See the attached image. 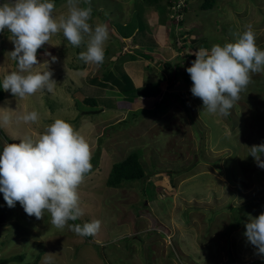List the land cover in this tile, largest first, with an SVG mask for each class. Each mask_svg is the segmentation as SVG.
I'll use <instances>...</instances> for the list:
<instances>
[{"label": "rangeland", "instance_id": "obj_1", "mask_svg": "<svg viewBox=\"0 0 264 264\" xmlns=\"http://www.w3.org/2000/svg\"><path fill=\"white\" fill-rule=\"evenodd\" d=\"M203 1L80 0L81 7L90 4L93 10V27H108L103 64L80 60L86 43L75 47L61 32L38 49L42 65L34 69L53 72V92L21 99L0 86V114L13 116L10 125L0 127V152L25 136L38 138L62 119L89 141L92 160L100 153L97 169L78 190L85 214L69 224L102 222L88 239L67 226L55 228L49 213L37 220L19 202L10 208L0 192V259L26 254V262L10 264H44L45 253H53L52 264H264L245 236L249 216L264 213V168L249 155V148L264 139V73L252 74L240 99L222 116L203 111L186 71L192 63L188 55L204 44L210 50L235 42L233 34L248 24L264 50V0H216L209 11L200 8ZM54 4L55 16L67 14V0ZM176 4L185 6L182 15L175 14V7L184 9ZM10 38L7 30L0 33V60L5 58L0 61V85L6 74L18 70ZM135 52L139 62L122 66L129 59L124 56ZM165 62L179 67L176 80ZM106 74L134 89L125 93L128 97L135 90H149L136 98L153 102L141 106L126 101L116 109V94L89 82L103 81ZM140 75L145 84L135 86ZM85 97H95L97 106L87 105ZM33 110L40 115L38 123L15 120ZM144 110L155 113H136ZM134 151L141 153L148 177L109 188L112 166ZM243 213L247 215L237 227L236 218Z\"/></svg>", "mask_w": 264, "mask_h": 264}, {"label": "clouds", "instance_id": "obj_2", "mask_svg": "<svg viewBox=\"0 0 264 264\" xmlns=\"http://www.w3.org/2000/svg\"><path fill=\"white\" fill-rule=\"evenodd\" d=\"M55 7L53 0H5L0 4V32L7 30L10 34L14 44L11 56L18 63V70L3 78L0 86L5 92L10 91L21 99L39 91L53 92L57 84L53 72L34 69L42 65L37 58L38 49L61 32L75 47L86 43V51L79 54L80 60L86 64H103L109 30L105 24L93 27L89 23L93 11L90 4L81 7L80 0H67V14L59 17L54 15ZM175 11L176 15L185 12L176 7ZM233 35L235 42L215 44L210 50L197 49L192 53L196 58L186 69L192 80V95L203 101V111L211 115H228L251 83L252 74L264 73V50L256 44L253 26L245 25L242 33ZM56 59L52 57L53 61ZM15 120L35 124L40 115L33 110L17 115ZM12 121L13 116L7 111L0 114V127ZM19 141L5 144L0 152V192L7 205L14 208L19 202L25 213L37 220L49 213L51 225L60 230L67 226L82 237L97 234L100 220L69 224L85 214L78 190L93 169L89 141L62 119L55 120L38 138L25 136ZM249 150L258 167L264 168L261 158L264 143ZM245 236L256 254L264 257V213L249 216ZM52 256L53 253H45L44 264H52Z\"/></svg>", "mask_w": 264, "mask_h": 264}, {"label": "trees", "instance_id": "obj_3", "mask_svg": "<svg viewBox=\"0 0 264 264\" xmlns=\"http://www.w3.org/2000/svg\"><path fill=\"white\" fill-rule=\"evenodd\" d=\"M59 1L60 0H53V2H59ZM157 1L158 0H154V2H157ZM169 4H170V7L173 6L172 1ZM215 4H216V0H204L203 4L201 5L200 8L203 11H209L212 8H214ZM184 11H186L185 8H184ZM175 14H178V12H175ZM173 29L175 30L174 26H173ZM203 47L205 48L206 45L204 44ZM188 57L192 61L196 58L195 55H192V54L188 55ZM164 64H165V68L168 72H171V70L172 71L174 70V73L176 72L175 77H174V79L176 80V78L179 75V73H177L179 67L173 66V64L171 62H165ZM101 81L93 80V84L98 85L100 87H107L109 89H113V87H118L121 93H130L131 92L130 94H132V92L134 91V89H128V88L123 86L122 81H124V80L117 79L114 75H111V74H106L104 76L103 81L102 82ZM120 82H121V85L114 86V84H113V83L118 84ZM127 83L129 85L132 84L129 80H127ZM130 97L136 99L135 95L130 96ZM83 100L85 101V103L87 105H91L94 107H96L98 104L95 97H90V98L85 97V99H83ZM157 105H158V103L156 104V106ZM162 111H164V109ZM136 113L137 114H140V113L154 114L155 112L150 111V110H144V111L136 112ZM135 117L136 116H134V118ZM10 143H14V142H10ZM262 143H264V139L262 140ZM99 159H100V153L98 152L96 157L91 162V163H93V166H95V167H93L92 171L87 176L92 174L97 169L96 166L99 165ZM147 177H148L147 171L144 168V161L142 159V155H141V153L134 151V152L130 153L129 156L126 157L122 162L116 163L112 166V169L110 171V174H109V177L107 180V186L110 188L118 189L120 187H124V185H127V184H131V183H135V182H143V180H145ZM153 191H155V189H153ZM233 207H237V206H233ZM231 209H233V208H231ZM246 215H247V213L246 214L243 213L241 216H240V214L237 216V218H236L237 222L235 224L237 227L240 226L241 221L244 220ZM76 224L82 225L83 223L76 222ZM86 237L89 239L92 236H86ZM26 258H27L26 254H21L20 256H14V257L8 258V259H0V264H10V263L16 262V261L26 262Z\"/></svg>", "mask_w": 264, "mask_h": 264}, {"label": "crops", "instance_id": "obj_4", "mask_svg": "<svg viewBox=\"0 0 264 264\" xmlns=\"http://www.w3.org/2000/svg\"><path fill=\"white\" fill-rule=\"evenodd\" d=\"M130 55V54H129ZM138 54H136V52L134 53V54H131L130 56H124V57H126L127 59H128V57H129V59H128V61L127 62H123L122 63V66H125V65H131V64H135V63H137V62H139V61H137V56ZM3 58V57H2ZM1 58V60L0 61H2V62H4L3 60L5 59V58H3L2 59ZM139 58V57H138ZM132 60V61H131ZM118 64V63H117ZM121 66V67H122ZM119 67V66H118ZM141 76V75H140ZM91 84H93V79H90V81H89ZM142 82H143V84H142ZM137 83V82H136ZM114 84V86H116V85H121V82L120 83H118V84H116V83H113ZM145 84V80L143 79V77L141 76V80H140V82L139 83H137L135 86H138V85H144ZM150 85H152V84H149V86ZM111 92H112V95L114 96L115 94H116V96L118 97V101H117V105H115V107H116V109H120L119 107H121V104L122 103H124V102H126V101H129V103L128 102H126V104H129V105H134V104H138V105H141V106H145V105H148L146 102L147 101H150V102H153L152 100L153 99H149L148 100V98H146V99H144L143 97L141 98V99H139V101H137V98L136 99H134V98H132V97H128L129 95H125V93H121L120 92V90H119V88L118 87H113V89H109ZM141 89H139V90H135V93H137L136 95H135V97H137V96H141V95H143V96H147L148 94H150V92L151 91H149V90H146L147 92L146 93H141ZM125 96H127V97H125ZM120 97H121V99H120ZM120 101H122V102H120ZM143 103V104H142ZM115 109V110H116Z\"/></svg>", "mask_w": 264, "mask_h": 264}, {"label": "bare ground", "instance_id": "obj_5", "mask_svg": "<svg viewBox=\"0 0 264 264\" xmlns=\"http://www.w3.org/2000/svg\"><path fill=\"white\" fill-rule=\"evenodd\" d=\"M157 87H161L159 84H157ZM153 88H156L155 86H153Z\"/></svg>", "mask_w": 264, "mask_h": 264}, {"label": "water", "instance_id": "obj_6", "mask_svg": "<svg viewBox=\"0 0 264 264\" xmlns=\"http://www.w3.org/2000/svg\"><path fill=\"white\" fill-rule=\"evenodd\" d=\"M92 113H98V112H91V113H89V114H92Z\"/></svg>", "mask_w": 264, "mask_h": 264}]
</instances>
